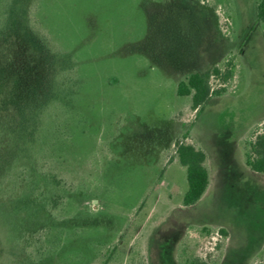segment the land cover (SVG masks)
I'll use <instances>...</instances> for the list:
<instances>
[{
  "label": "rangeland",
  "instance_id": "rangeland-1",
  "mask_svg": "<svg viewBox=\"0 0 264 264\" xmlns=\"http://www.w3.org/2000/svg\"><path fill=\"white\" fill-rule=\"evenodd\" d=\"M257 3L0 0V264H264V174L242 147L264 132ZM227 59L201 112L177 95ZM183 142L208 154L192 206Z\"/></svg>",
  "mask_w": 264,
  "mask_h": 264
},
{
  "label": "trees",
  "instance_id": "trees-1",
  "mask_svg": "<svg viewBox=\"0 0 264 264\" xmlns=\"http://www.w3.org/2000/svg\"><path fill=\"white\" fill-rule=\"evenodd\" d=\"M257 15L258 19L264 22V0H258ZM6 30L8 29L6 28ZM236 70V63L232 59H227L224 63L214 64L204 71L190 70L184 78L177 82L176 93L178 96H190L191 108L201 112L202 107L209 99L214 96H221L227 91L228 86L226 83L234 78ZM213 79L220 80V86L213 87ZM36 90L43 92L44 88L37 86ZM11 103L8 99L5 106ZM12 109L13 106L8 109L9 115H12V113L19 115L23 112L18 109L12 111ZM1 113L0 111V115ZM242 147L246 165L251 170L264 174V132L258 133L254 138L245 139L242 142ZM176 154L179 164L186 170L188 184L183 194L182 203L185 206L195 205L206 193L210 184V172L207 164L208 154L200 146L184 142L178 144ZM48 179L60 185L68 184V181L59 173L49 175ZM63 203L64 197L60 195L52 196L47 202L49 207L63 205ZM222 231L225 235L227 234L225 229H222ZM179 264H217V262L208 261L200 256H190Z\"/></svg>",
  "mask_w": 264,
  "mask_h": 264
},
{
  "label": "crops",
  "instance_id": "crops-1",
  "mask_svg": "<svg viewBox=\"0 0 264 264\" xmlns=\"http://www.w3.org/2000/svg\"><path fill=\"white\" fill-rule=\"evenodd\" d=\"M257 173V172H256Z\"/></svg>",
  "mask_w": 264,
  "mask_h": 264
}]
</instances>
